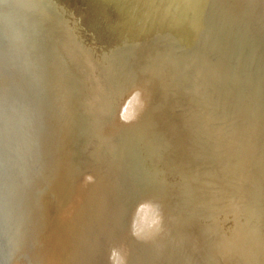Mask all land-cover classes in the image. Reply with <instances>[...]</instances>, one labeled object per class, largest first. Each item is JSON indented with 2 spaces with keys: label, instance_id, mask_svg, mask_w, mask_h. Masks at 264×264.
<instances>
[{
  "label": "bare ground",
  "instance_id": "6f19581e",
  "mask_svg": "<svg viewBox=\"0 0 264 264\" xmlns=\"http://www.w3.org/2000/svg\"><path fill=\"white\" fill-rule=\"evenodd\" d=\"M65 1L58 0L59 31L33 54L48 67L39 74L63 121L62 264H264V146L248 140L264 137V123L236 127L237 110L175 30L156 36V45L117 53L93 17ZM217 180L218 189L226 180L237 200L234 219L223 220L224 205L214 202L221 197L212 191ZM248 180L253 191H234Z\"/></svg>",
  "mask_w": 264,
  "mask_h": 264
},
{
  "label": "rangeland",
  "instance_id": "374dc122",
  "mask_svg": "<svg viewBox=\"0 0 264 264\" xmlns=\"http://www.w3.org/2000/svg\"><path fill=\"white\" fill-rule=\"evenodd\" d=\"M51 1L0 0V264H23L27 259L26 264H62L66 228V216L62 215L67 209L66 185L60 180L63 121L53 105L50 82L46 78L43 82L38 73L48 67L42 64L40 68L34 51L47 34L60 29L58 0ZM196 1L66 0L65 4L92 16L117 53L156 45V36L175 30L183 46L203 60L207 80L237 110L236 127L242 128L243 121L264 123V0H206L203 7H197ZM22 3L31 16L33 40ZM106 3L114 5L113 11ZM31 41L35 44L32 50ZM246 44L251 49H235ZM205 57L212 63L206 64ZM185 101L188 106L193 103ZM248 140L264 146V137Z\"/></svg>",
  "mask_w": 264,
  "mask_h": 264
},
{
  "label": "water",
  "instance_id": "95a60500",
  "mask_svg": "<svg viewBox=\"0 0 264 264\" xmlns=\"http://www.w3.org/2000/svg\"><path fill=\"white\" fill-rule=\"evenodd\" d=\"M21 11L23 12V14L25 15V17L27 19L28 28H29L30 33H31V40H33V31H32V25H31V16H30L28 10L25 8V4L24 3H22ZM32 46H33V43L31 41V50H32ZM35 68L38 69L37 67H35ZM230 112H234V110H232ZM222 149L224 150V148H222ZM242 172L246 176V174L248 172H250L249 165L246 168H243L242 169ZM231 181H234V180H231ZM218 182H219V180H217L215 182V184L212 186V191H214V193H220L221 194V197L218 198V200H216L214 202H216L218 204H223L224 205V207L221 206V210H223V212H225V214L223 215L222 219L225 220L227 218H233V217L236 218L237 217V215H236L237 214V211H236V202H237V200L233 196H231V192L228 191L229 185H228V183H227L226 180L223 181V184H221V186H220L219 189H218V186H217ZM232 187L234 188V191H242V189H245V191L247 189L250 190V191H253L254 188H255V185L252 184V181L249 180V183H247V181L243 185L242 184H236L235 183V184L232 185ZM221 188H224V189L221 190ZM243 195H246L245 192H243ZM250 195H251V193H250ZM243 199H242V201H243ZM243 214H244V212H243ZM243 222H244L245 225L248 224L247 227H245L244 230H248V228H249V222L250 221L249 222L243 221Z\"/></svg>",
  "mask_w": 264,
  "mask_h": 264
}]
</instances>
